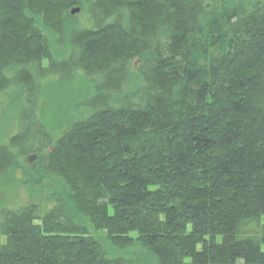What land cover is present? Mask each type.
Here are the masks:
<instances>
[{"label":"trees","instance_id":"1","mask_svg":"<svg viewBox=\"0 0 264 264\" xmlns=\"http://www.w3.org/2000/svg\"><path fill=\"white\" fill-rule=\"evenodd\" d=\"M73 74L54 139L43 89ZM7 106L0 188L30 193L0 207V264H264V0H0Z\"/></svg>","mask_w":264,"mask_h":264},{"label":"rangeland","instance_id":"2","mask_svg":"<svg viewBox=\"0 0 264 264\" xmlns=\"http://www.w3.org/2000/svg\"><path fill=\"white\" fill-rule=\"evenodd\" d=\"M91 13L92 11L90 4L85 3L82 8V12H78L75 15L77 17L69 19L65 28L69 31L74 28L76 31H81L92 27L93 20ZM59 41L60 40L58 36V38H55V40H51V43L53 50L56 49L58 52L61 51V54L62 51H65V53L62 55L55 54L57 51H55L53 54V58L61 64L65 59L68 58L69 53H66V51H68V45L65 44L63 50L61 45L58 44ZM91 85L92 84L87 80H80L78 76L73 74L68 77H59L57 75L53 76L49 84L44 86L42 94V110L44 111L45 123L47 125L48 131L54 139H57L62 135L63 132L58 130L60 126H62L61 128L64 127L63 124L66 123L65 118H68V113L70 115L72 111V105H75L77 108L78 104H83L88 100L89 94L87 93V90ZM131 87L132 84L129 83L128 89ZM6 108L7 109L4 112L0 110V143L7 141L18 131H16V123L18 124L17 119L19 118L20 112L8 110V106ZM72 113L76 115L78 112L73 110ZM15 178L18 181L16 182L15 186H9L5 190L4 188H0V207L5 206L11 209L20 207L26 203L30 189H28L24 183L20 182V179L22 178L21 172H18ZM50 184L51 183L48 182L44 183V186L40 189L42 194L46 192L45 187H49ZM109 251L111 252V250Z\"/></svg>","mask_w":264,"mask_h":264},{"label":"water","instance_id":"3","mask_svg":"<svg viewBox=\"0 0 264 264\" xmlns=\"http://www.w3.org/2000/svg\"><path fill=\"white\" fill-rule=\"evenodd\" d=\"M78 12H79V9L77 8V9L73 10V11L71 12V14H72V15H75V14H77Z\"/></svg>","mask_w":264,"mask_h":264}]
</instances>
